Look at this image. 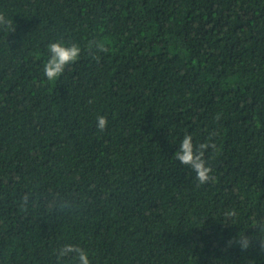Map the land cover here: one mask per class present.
<instances>
[{
    "label": "trees",
    "instance_id": "trees-1",
    "mask_svg": "<svg viewBox=\"0 0 264 264\" xmlns=\"http://www.w3.org/2000/svg\"><path fill=\"white\" fill-rule=\"evenodd\" d=\"M0 13V264H57L64 244L91 264H264L227 247L264 218V0H0ZM59 40L81 56L48 82ZM185 133L215 145L206 185L175 159Z\"/></svg>",
    "mask_w": 264,
    "mask_h": 264
},
{
    "label": "clouds",
    "instance_id": "clouds-1",
    "mask_svg": "<svg viewBox=\"0 0 264 264\" xmlns=\"http://www.w3.org/2000/svg\"><path fill=\"white\" fill-rule=\"evenodd\" d=\"M0 25L11 28V21L6 19L3 13H0ZM14 31V30H13ZM100 52H108L109 49L104 42L99 45ZM82 48L78 43H67L63 40L50 42L47 45L48 58L43 64V77L48 82H55L60 78L70 65L75 64L80 59ZM97 59V58H93ZM99 60L97 59V62ZM219 119V116H217ZM108 127L106 116L98 115L96 117V128L98 132L103 133ZM215 149L214 144L194 145L193 136L185 133L181 140L178 150L175 152V159L184 166L190 167L195 173V181L199 185H206L214 180L212 175L213 169L206 159V152L209 148ZM31 197L26 193L21 198L20 208L27 210V205ZM237 216L235 209L228 210L224 213L226 220H233ZM253 228L257 229L253 235L248 232H238L237 235L227 241V247L238 246L240 251L247 252L250 249L258 248L264 252V218L253 221ZM57 264H62L66 258H72L76 264H91L89 252L75 244H64L56 250Z\"/></svg>",
    "mask_w": 264,
    "mask_h": 264
}]
</instances>
